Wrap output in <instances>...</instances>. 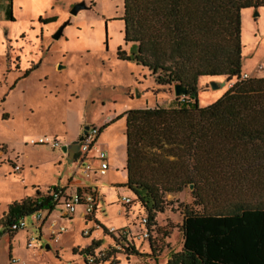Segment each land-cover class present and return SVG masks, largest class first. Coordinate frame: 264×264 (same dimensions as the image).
I'll use <instances>...</instances> for the list:
<instances>
[{
	"label": "rangeland",
	"instance_id": "rangeland-1",
	"mask_svg": "<svg viewBox=\"0 0 264 264\" xmlns=\"http://www.w3.org/2000/svg\"><path fill=\"white\" fill-rule=\"evenodd\" d=\"M80 2H84L86 8L72 15L71 8ZM256 10L258 15L254 14ZM123 12V0L17 1L14 7L17 22L13 29L25 31L30 38L37 35L39 43L35 54L31 57L27 53L24 60L31 57V61L40 64L10 89L20 73L9 67V60L0 55V218L10 203L34 198L35 187L52 189L68 178L87 183L94 179H85L76 170L77 163L70 161L61 149L32 145L30 139L46 135L68 145L69 138H79L85 126L100 131L106 125L98 135L96 146L107 151L110 168L108 175L96 177L106 189V202L100 201L96 215L108 226L127 224L125 213L121 211L125 205L120 200L123 195L132 199L135 196L127 187L110 184L126 175L125 119L119 117L132 108L176 106L181 97L175 98L174 84H157V74H151L133 61L118 59L119 48L128 54L135 49L133 43L124 41ZM45 16H54L55 21L41 23L39 19ZM30 25L34 32L29 33ZM62 25L65 26L61 36L54 39V33ZM1 34L4 30L0 26V37ZM241 44V75H249L254 69L264 76V7L241 12ZM211 81L219 83L220 87L212 89ZM235 81V78L227 81L225 77L199 78L198 105L215 102ZM3 113L7 114V119L2 118ZM15 163L22 164L21 172L13 171ZM191 190L187 186L181 192L164 196V212L157 214L155 225L152 224L153 252L148 239L140 237L144 230L139 223L140 217L146 213L136 201L125 206L130 210L128 220H132V232L126 238L138 253L132 255L126 254L121 247L117 252L116 232H109L110 227H106L107 232L116 240L105 236L102 228L95 231L91 221H85V225L81 208L69 221L61 220L62 211L55 207L41 229L42 249L27 246V236H36L37 232L32 226L31 215L25 216V229L15 235L1 226L0 264L8 263L9 253L31 264H63L75 258L74 254L86 251L90 239L98 233L102 234L99 237L102 244L93 250L103 249L107 263L117 264L118 260V264H162L171 252L179 251L182 246L180 226L185 208H198L193 204ZM93 218L94 215L87 220ZM61 225L66 231L60 234L57 243H51V231ZM126 242L124 239L121 243L125 245Z\"/></svg>",
	"mask_w": 264,
	"mask_h": 264
},
{
	"label": "trees",
	"instance_id": "trees-1",
	"mask_svg": "<svg viewBox=\"0 0 264 264\" xmlns=\"http://www.w3.org/2000/svg\"><path fill=\"white\" fill-rule=\"evenodd\" d=\"M261 7L264 0H123L124 41L135 49L119 48L118 59L157 74V84L188 89L176 106L132 108L119 117L126 145V181L119 186L134 194L152 224L166 194L193 184L198 208H185L182 246L162 264H264V77L241 78V12ZM201 77L236 81L199 106ZM42 195L36 190L34 198L10 203L0 224L53 210ZM100 226L126 254H138ZM101 244L92 240L88 249Z\"/></svg>",
	"mask_w": 264,
	"mask_h": 264
},
{
	"label": "built area",
	"instance_id": "built-area-1",
	"mask_svg": "<svg viewBox=\"0 0 264 264\" xmlns=\"http://www.w3.org/2000/svg\"><path fill=\"white\" fill-rule=\"evenodd\" d=\"M259 68H261V66H259ZM248 77L250 76L246 73L241 75L242 79H246ZM181 99L184 101L185 97L182 96ZM98 135L99 131L95 127H89L87 132L83 135V139L79 142V150L77 153H75L73 159L77 163L76 170H79L84 175L85 179H91L95 176H103L106 174L109 167L107 151L96 146ZM30 144L50 145L52 148L57 149H61L62 147V143L60 140L55 137H49L46 135L30 139ZM94 162H96V165L94 164ZM12 169L15 172H21L22 165L15 163ZM46 196L50 198V202L54 203L55 207H60L62 209L63 215L61 217L70 219V217H72V215H74V213L79 208H81L83 211L82 215L84 220L91 221L92 227L95 228V231H97L96 229L101 228L100 223L94 218L92 220H87V217L94 215L98 207L99 195L97 192L84 188L77 189L75 191H68L66 188L58 187L56 190L49 189V192H47V190L43 192V195L40 198V202ZM120 201L121 204L127 206L131 205L134 202V199L128 196H122ZM42 212L47 213L48 209L37 210L29 214L32 216V226L36 229L37 232L36 236H27V246L34 249H42V244L40 242L41 229L45 222V219L48 216V213L46 215H42ZM139 223L142 227H144V230L141 231L140 237H142L143 239L151 238L153 225L148 219L147 215H142L140 217ZM1 226L4 227V231H6L7 233H15L17 231L24 230L26 227L25 217L11 220L9 223L0 224V228ZM109 230V232H116L117 237L126 239L128 241V243L126 242L127 245L131 244V241L126 238V236L129 235L127 229L110 227ZM65 231L66 227L64 225L53 229L49 237L50 242L57 243L59 241L60 234ZM82 234L87 235L88 232L82 231ZM119 249L120 246L117 245V250ZM57 255L58 254H56V257L59 258L60 256ZM74 255L75 258L67 260L63 264H108L106 262V253L105 251H103V249H96V251L91 249L88 252H78ZM9 264L31 263L20 257L10 255Z\"/></svg>",
	"mask_w": 264,
	"mask_h": 264
},
{
	"label": "crops",
	"instance_id": "crops-1",
	"mask_svg": "<svg viewBox=\"0 0 264 264\" xmlns=\"http://www.w3.org/2000/svg\"><path fill=\"white\" fill-rule=\"evenodd\" d=\"M17 1L18 0H0V26L4 30V34L3 35L1 34L2 36L0 37V55H2L3 57H6L7 59L16 57L18 55L19 59H20L19 62H18L20 68H26V67H28V66H30V65H32L34 63V61H31V57H32L31 55L35 54V51H37V49L39 47V43H38L37 35H34L33 37H31V38H34L32 40L29 37V34L25 33V31L22 32V30L13 29V25L17 22V18L14 15V7H15ZM51 17H54V16H45L43 19L51 18ZM32 23H31V25H32ZM46 24H48V23H46ZM31 25H30V29L31 30L29 31V33L34 32V27L31 26ZM27 53L31 57H29L28 59L24 60L26 58V56H27L26 55ZM8 64H9V62H7V65ZM249 76L250 77H264V76H260L258 74L257 70H254V69L249 73ZM76 139L77 138H71L70 137L69 140H68L69 142L67 144L68 145L71 144ZM96 143H97V141H96ZM125 151H126V145H125ZM125 163H126V152H125ZM109 168H110V166L108 167L107 172H106L105 175L109 174ZM124 171H126L125 170V164H124ZM96 177H98V176H95L93 181L88 182V183L84 182V181H82V180H80L78 178H76V179L68 178L62 184H60L58 186H54V187L66 188L68 191H75L77 189L84 188V189H88V190H92V191L97 192L98 195H99V203H98V207H97V209H96V211L94 213V218H95L96 221L100 222V224H102L104 227H112V226H108L106 223L100 221L97 218V215H96L97 210L100 207V201L106 202L105 201V198H106L105 190L106 189H105L104 186H102V185H100L98 183V180H96L97 179ZM125 181H126V175L124 174V178L123 179H121L119 181H117V180L110 181V184H114L116 186H119V185L125 183ZM119 187H121V186H119ZM48 189H51V188L45 187L44 189H39L38 187H35L34 196H35L36 190H38L39 192H45ZM123 196H126V195H123ZM121 209H122L121 210L122 213H125L127 224L126 225L122 224V225L114 227V228H126L128 233L131 234L132 230H131V226H130L131 224L130 223L132 222V220L131 219L128 220L129 219L130 210L128 211L125 206H123ZM53 210H48V215ZM61 211H62V209H61ZM62 215H63V211L61 212V214L59 216V218L61 220L62 219H68V218H65V217H61ZM72 218H73V215L68 220L71 221ZM81 218H82V221L85 224V220L83 218V215H82ZM15 233H17V232H15ZM10 234L15 235L14 233H10ZM101 236H102V234L98 233L96 236L92 237L90 240H94V239L95 240H99V237H101ZM127 243H128V241H127ZM129 246L131 248H134V244L132 242H131V244ZM9 256H10V253H9ZM9 256H8V259H9ZM7 264H9V261H8Z\"/></svg>",
	"mask_w": 264,
	"mask_h": 264
},
{
	"label": "water",
	"instance_id": "water-1",
	"mask_svg": "<svg viewBox=\"0 0 264 264\" xmlns=\"http://www.w3.org/2000/svg\"><path fill=\"white\" fill-rule=\"evenodd\" d=\"M86 8V5L84 2H80L75 4L71 10L70 13L72 15H76L78 13L79 10ZM255 15H258V11L256 10ZM65 25H62L59 30L57 32L54 33L53 38L54 39H59V37L62 34L63 28ZM58 68H61V66H59ZM211 88L212 89H217L219 88V83L215 82V81H211L210 82ZM174 89V95L175 97H179V96H186L188 94V89L180 84H175L173 86ZM89 126H85L83 129V132L81 134V136L79 138H77L75 141H73L71 144L69 145H62L61 150L63 153L67 154V157L69 158L70 161H72L74 159V154L78 152L79 150V142L83 139V135L87 132ZM190 189H193V184L189 185ZM49 248V245H46V249Z\"/></svg>",
	"mask_w": 264,
	"mask_h": 264
},
{
	"label": "flooded vegetation",
	"instance_id": "flooded-vegetation-1",
	"mask_svg": "<svg viewBox=\"0 0 264 264\" xmlns=\"http://www.w3.org/2000/svg\"><path fill=\"white\" fill-rule=\"evenodd\" d=\"M41 23H43V22H41ZM49 23V22H48ZM43 24H46V23H43ZM9 61V64H8V66L9 67H11L13 70H16V71H18L20 74V76L16 79V81H14V83H13V85L10 87V89H12L13 87H14V85L16 84V82L18 81V80H21V79H24V78H26L34 69H36L38 66H39V64L40 63H37V64H35V63H33L32 65H30V66H28V67H26L24 70H22L21 68H20V66H19V64H18V62H19V56L17 55L16 57H13V58H10V59H8ZM8 71H10V69L8 70ZM26 71H28V74L26 75L25 73H26ZM2 101H4V98L2 99ZM4 114V113H3ZM2 114V115H3ZM74 156H75V154H74Z\"/></svg>",
	"mask_w": 264,
	"mask_h": 264
}]
</instances>
